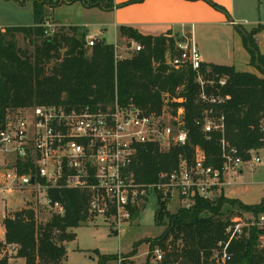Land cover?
<instances>
[{"label":"trees","instance_id":"trees-1","mask_svg":"<svg viewBox=\"0 0 264 264\" xmlns=\"http://www.w3.org/2000/svg\"><path fill=\"white\" fill-rule=\"evenodd\" d=\"M109 1V5L96 0L84 6L109 9L113 0ZM34 18L33 25L7 26L0 30V125L6 114L21 113L35 106L64 105L78 109L104 106L114 98L121 104L131 101L144 112L155 115L163 111L175 113L179 107L183 108L188 130L185 145H173L167 150L153 142L137 146L131 169L135 182L141 184L154 183L161 172L176 169L181 157L190 163L196 147L204 152L207 164L220 166L222 138L237 149L243 160L249 157L248 151L264 149V130L260 126L264 122V55L259 53L253 38L259 31L257 28L245 31L242 36L251 64L255 65L258 54L260 66L256 68L262 76L236 71L233 66L202 62L204 88L229 96L222 103L212 105L199 99L196 72L188 64H172L175 50L171 37L143 35L130 26H120V35L138 42L142 49L116 59L114 46L104 40L88 47L86 33L78 34L77 30L81 29L78 26L60 27L46 35L42 24L44 12L37 5ZM18 34L23 36L24 46L18 45ZM219 77L226 78L225 85L217 83ZM210 108L215 116H223V132L203 131L202 117ZM49 195L64 206L65 214H53L44 220L28 204L6 217L5 239L16 245V252L0 256V264H11L12 258L22 259V264H61L66 258L65 243L75 239L70 229L79 227L88 217L86 195L84 191L70 189L51 191ZM156 201L154 219L165 228L155 242L164 251L165 264L213 263L212 251L219 242L228 239L225 231L228 221L220 215L224 205H235L254 217L264 212V197L256 204L247 205L239 199L227 198L221 190L212 200L196 197L190 208L179 207L172 213L167 210L166 201L159 196ZM138 212L133 209L132 218ZM261 235L264 236V229L250 226L241 237L233 238L228 247L232 259L227 264L264 263V247L258 241ZM141 242H136L134 249ZM111 260L108 255L97 254L95 264H113ZM124 262L132 264L127 259Z\"/></svg>","mask_w":264,"mask_h":264},{"label":"built area","instance_id":"built-area-1","mask_svg":"<svg viewBox=\"0 0 264 264\" xmlns=\"http://www.w3.org/2000/svg\"><path fill=\"white\" fill-rule=\"evenodd\" d=\"M255 27L264 35V19L257 21ZM50 30L45 28V34L53 33ZM97 40V36H88L86 45L91 47ZM130 42L132 52L142 49L138 42ZM174 50L172 64H188L196 72L201 101L216 105L229 99L228 95L221 96L204 88L200 72L202 57L192 39L176 41ZM126 57L115 49L116 59ZM217 83L225 85L226 78L219 77ZM260 126L264 130V122ZM223 127L222 115L215 116L212 108L204 112L205 133L223 132ZM187 140L181 107L175 113L163 111L155 115L144 112L131 101L121 104L114 98L104 106L76 109L41 105L24 115L8 113L0 125V198L17 190H31L38 194L34 201H39L43 209H48L51 215L63 216L64 206L49 193L63 189L84 191L88 215L109 222L112 231L118 234L120 227L134 219L132 210L140 211L151 195L155 200L159 196L167 204L175 200L181 208H190L196 197L214 199L219 190L234 184L239 170L260 162L259 156L253 155L259 149L248 151L249 157L243 160L237 149L222 138L220 166L207 164L204 152L196 147L190 163L181 157L177 168L161 172L156 182H135L131 166L139 144L153 142L167 150L173 145L183 146ZM234 222L225 228L227 241L219 242L211 253V259L218 264H227L232 259L229 243L243 234L239 223ZM247 225L264 229V212L253 216ZM258 241L264 247L263 235ZM0 245L4 254H15L16 245L6 241L4 225H0ZM154 258L162 259L159 249L154 250ZM126 259L129 258L119 256L114 264H127Z\"/></svg>","mask_w":264,"mask_h":264},{"label":"rangeland","instance_id":"rangeland-1","mask_svg":"<svg viewBox=\"0 0 264 264\" xmlns=\"http://www.w3.org/2000/svg\"><path fill=\"white\" fill-rule=\"evenodd\" d=\"M142 1L132 0V2L120 6L121 9L124 10L123 14H125V16L135 15L143 8L140 5H136ZM255 1L258 2V0H246L245 3L243 0H235L236 12L240 13L236 14L234 17L238 18L244 14L254 16L253 4ZM92 2H96V0H76L74 2L72 0H0V30L7 26L33 25L35 22L34 9L37 5L42 8L44 12V19H42L44 28H50L54 31L60 27L68 29L69 27L74 28L77 25L84 24L87 26L86 28L88 31L85 27L78 26L81 29H78L77 33L80 34L84 31L86 33L85 40L88 36H98V40L103 39L107 44L113 45L118 53L130 56L132 54V50L130 49L131 42L127 37L120 35L119 27L114 26V13L103 11L97 7L85 8L83 5ZM98 2H100L101 5H109L110 3L109 0H98ZM243 2L246 6H243ZM260 4L263 5L264 0H261ZM257 5L259 6V3ZM212 8L215 9L214 6ZM261 17L264 19V5L263 8L261 7ZM250 19L251 18L248 16L247 20ZM56 20L69 25H62ZM251 26L253 25L250 23L245 24L239 27V31L243 33L244 28L246 32H249L247 30L250 29ZM98 32L99 34H97ZM206 33L208 32H204L201 28L197 30L198 47L216 57V52L218 50L220 51L217 38L220 39V36L223 35L222 33L230 38V33L227 30L218 28V26H213L211 30L212 37L205 35ZM256 34H258L256 38L258 37L264 40V35L260 30ZM164 35L171 37L174 40V45L176 41L190 38L188 31L180 28H172ZM17 40L19 46L25 45L21 34L17 35ZM246 51L250 55L247 49ZM220 52H223V50ZM216 58L219 61H225L220 60L221 58ZM247 66L257 73L258 76H262L256 68V63L255 65L249 63ZM31 109L32 108L24 109L21 113H11L24 115L30 112ZM253 155H258L260 162L251 167L244 166L243 172L238 174L235 179L237 185L228 187L225 190V194L228 197L237 195L238 193H244L242 199L246 202L244 204L247 205H252L250 203L257 202L263 191L261 182L264 181V149H260L257 153H253ZM236 188H239L238 190L240 192H238ZM37 196V193L35 195L33 191L25 189L7 194L6 198H0V225H3V221L6 217L12 216L14 212L27 207L28 204L34 206L41 219L45 220L50 218V211L48 209H43L39 201H34ZM179 207L180 206L175 200L167 204V210L170 213L175 212ZM157 209V201L151 195L148 202L141 207L137 216L129 224H125L119 228L118 234L112 231L109 222L104 221L101 217L95 218L93 215H88L86 221L79 227L70 229L71 232L75 233V239L65 243L67 254L61 264H95L97 262V254L108 255L112 258L110 262L113 264L119 256L122 258H129L128 260H130L132 264H165L163 262L165 256L164 251L162 252L161 260H156L154 258V250L159 249L161 251L159 243L155 241L159 239L165 228V226L158 225L155 222L154 217ZM220 215L223 220L228 221L227 223L234 224V221L237 222L236 224L239 223V228H241L243 233L249 228L247 223L253 217L251 212L237 208L235 205H224ZM136 242H141V244L134 249V244ZM2 249H0V256L4 254V250ZM212 262L213 263L208 264H218L213 260ZM10 263L22 264L23 260L20 258H12L10 259Z\"/></svg>","mask_w":264,"mask_h":264},{"label":"crops","instance_id":"crops-1","mask_svg":"<svg viewBox=\"0 0 264 264\" xmlns=\"http://www.w3.org/2000/svg\"><path fill=\"white\" fill-rule=\"evenodd\" d=\"M128 1L130 0H113V6L109 9H102L99 6H85V8L97 7L103 11L112 12L114 13L115 18L114 26H130L143 35H164L172 28L186 30L188 31V35H190V39H192L199 50L203 63L228 65L233 66L236 71L255 73L247 66L250 63V55L246 51V47L243 44L242 35L244 33L239 31V27L250 23L253 26H251V28L247 31L256 29L255 23L263 19L261 17V7L263 8L264 4H260L261 0H258V2L255 1L253 4L254 16L244 14L238 18L234 17L236 14L240 13L236 12L235 0H143L142 2L136 4L143 7L141 10L133 16H125V14H123L124 10L121 9L120 6ZM243 1L246 3V0ZM244 2L243 6H246ZM258 3L259 6L257 5ZM213 6L215 9L212 8ZM246 16H249L251 19L247 20ZM57 22L62 25H69L67 23ZM232 22L236 23V25ZM77 26L87 27L84 24ZM213 26H218V28L227 30L230 33V38L226 37L224 33H222L223 35L221 36L219 35L220 39L217 38V41L219 42H217L218 47L220 48V51L223 50V52L218 50L216 52V57L225 61L217 60L214 55L209 54L204 49L201 50L198 47L197 30L201 28L204 32H208L205 35L212 37L211 30L213 29ZM245 31L246 30L243 28V32ZM97 34H99V32ZM257 35L258 34H254L253 38L256 41L259 53L264 55V40L258 37L256 38ZM242 172L243 170H239V174ZM236 178L237 176L234 177V184L227 185L223 188L224 196L227 198L230 196L228 197L225 194V190L228 187L237 185L235 182ZM261 183L263 185V191L260 194L259 200L250 204H256L264 197V181ZM238 189L239 188H236V190ZM238 192L240 191L238 190ZM242 196H244V193H238L230 198L239 199L243 203H246L242 199Z\"/></svg>","mask_w":264,"mask_h":264},{"label":"water","instance_id":"water-1","mask_svg":"<svg viewBox=\"0 0 264 264\" xmlns=\"http://www.w3.org/2000/svg\"><path fill=\"white\" fill-rule=\"evenodd\" d=\"M233 24L236 25V23L232 22ZM244 33V32H243ZM255 63L257 66H260L259 62H258V54L256 53V59H255ZM262 68L264 69V66H262Z\"/></svg>","mask_w":264,"mask_h":264}]
</instances>
